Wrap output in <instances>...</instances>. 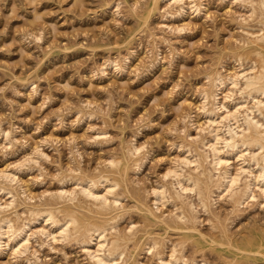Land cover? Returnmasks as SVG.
<instances>
[{
    "label": "rangeland",
    "instance_id": "1",
    "mask_svg": "<svg viewBox=\"0 0 264 264\" xmlns=\"http://www.w3.org/2000/svg\"><path fill=\"white\" fill-rule=\"evenodd\" d=\"M152 1L0 0V171L11 172L7 173L12 179L17 175L0 183V188L13 192L10 197H16L14 203L1 190V205L14 203L2 205L1 215L11 214L7 218L15 223L21 217L22 224L38 217L32 210L51 209L59 219L64 217L62 221L71 213L79 223L105 225L109 240L119 237L115 258L120 260L119 253H124L123 264H159L158 253L165 249L166 257L182 251L176 256L184 254L193 264H264V207L260 208L264 198L248 200L244 203H252L238 210L227 196L217 201L214 188L210 209L197 192L172 198L173 180L165 175L185 151L205 148L200 145L204 136L200 129L206 122L201 92L213 89L212 78L234 72L239 64L249 68L255 62L253 66L261 70L264 40L257 34L264 36V9L251 0L257 13L247 0H200L205 8L201 14L188 9L186 15L174 18L171 13L175 15L178 7L174 2L162 0L154 6ZM253 32H258L256 38ZM251 35L258 42L248 40ZM236 90L234 98L250 99ZM190 113L196 114L199 128L189 124ZM198 129L201 140L196 143L192 140ZM129 146L141 148L142 155L130 157ZM117 158L120 161L113 165ZM134 160L142 161L143 167L137 168ZM190 169L186 171L194 177L201 174ZM100 175L118 183L121 207L102 211L86 206L84 198L73 204L59 198L63 188L75 189L78 179L99 180ZM160 184L172 200L158 209L152 191ZM175 205H182L181 210ZM183 212L188 215L184 222ZM39 222L36 228L46 226ZM36 234L26 254L15 256L7 247L0 253V264H94L83 251L82 234L73 233L70 240L55 244ZM154 241L160 249L151 254L147 250Z\"/></svg>",
    "mask_w": 264,
    "mask_h": 264
},
{
    "label": "bare ground",
    "instance_id": "2",
    "mask_svg": "<svg viewBox=\"0 0 264 264\" xmlns=\"http://www.w3.org/2000/svg\"><path fill=\"white\" fill-rule=\"evenodd\" d=\"M161 1L162 0H153L152 2L154 4V6H157ZM169 1H171L170 3L174 2L175 6L176 5L178 6L176 9L175 15L173 13H171V15L174 16V18L183 16L188 11V9H192V11L196 14H201L203 9H205V8H203L204 5L202 4V2L200 0H169ZM240 1H244V0H240ZM251 1L253 3H255V5L258 3V6L260 5L259 6L260 9H262V10L264 9V0H251ZM170 3H168V5ZM247 3H249V1ZM249 4L251 5V3H249ZM251 7H252L253 11L256 10V6L251 5ZM172 11H174V10H172ZM257 12H258V10H256L255 13H257ZM168 15H169V13H168ZM247 32L251 34L250 30H247L246 33ZM253 33H252V35H253ZM257 33L258 32L254 33V38H256L255 36L258 35V39L261 38L264 40V38H263L264 36L260 37L259 36L260 33L259 34H257ZM252 35L249 36L250 38H248V40L252 39V42L255 43L254 41L256 39L251 38V37H253ZM261 39H259V40H261ZM256 42H258V41L256 40ZM262 45H264V44H262ZM256 52H258V50ZM260 57H262V55ZM127 59L130 60V57L129 58L127 57ZM259 59H261V58H259ZM108 62H110V61L108 60ZM113 62H115V61H113ZM117 62L118 61H116V63ZM116 63H114L116 70L120 72L121 68L119 67V64L118 63L116 64ZM253 63H254L253 65H256L255 62H253ZM260 63L261 62H259L258 64H259V67H262L261 70L260 69L258 70V67H257L258 65L257 66L252 65L251 67L246 68V67H243L242 65L239 66L240 65L239 64L238 65L239 68L236 67L237 65L234 66L237 68V70L233 69L234 72H231V73H230L231 70H229V72L227 73L226 76H223V75L217 73V76L216 77L213 76L214 78H212V82H210V83H212L213 89L210 92L205 90V89L203 92H201V97H202L203 102L201 103L202 106L200 107V109H201L203 115L206 117V122H205L204 126L201 125L202 127L200 130L203 131L201 133H204V136L202 138L203 144L201 143L200 145L204 146L205 148L202 147V148H204V150H203L200 147V149L203 151H201V152L195 151V153L191 150H189V151L187 150V152L185 151L186 155L183 156L182 155L183 153L181 154L183 156L182 159L178 160V162H176L177 158H176V161L174 160L176 163H178L175 166V168L173 167L174 168L173 169L171 167L172 170H170L171 168H169L168 170H170V171L166 172L165 175L172 177V180H173V181H170V182H172V184L169 183L170 186L172 185V188H173L172 190H174L173 193L171 194L172 198L182 199L185 197V195H190L189 193H191V192H197L199 194L198 197H200L201 201L203 202V205L205 207H208L209 206L208 200H210L211 198H213V199L215 198V197H213V195L215 193V191L213 190L214 188L218 192L217 193L218 196L216 197L217 201H218V197L220 200L221 198L224 199V197L227 196L229 199L232 200V201L229 200L230 203L232 204V202H233V204L236 208L240 207L241 205L242 206H244V205L249 206V203H252L253 200L256 201V199L258 197L260 199L264 198L263 197L264 196V123L263 122L264 121H262V119H264V60H263L262 66H260ZM110 64H113V63H110ZM103 72L105 73V71H103ZM224 88H226L227 91L225 90L226 94L224 95L225 97H223L224 99H221L220 94H221L222 90H224ZM237 88L239 90L241 89L242 94H247V97H249L250 99H246L245 95H242V97L243 96H245V97H243L242 99L240 98V100H238V98H234L235 96L233 95L232 92H234L233 90L237 91L236 90ZM189 121H190V123H189ZM189 121H188L189 124H192V126L195 125L197 122L196 121V114L190 113ZM196 125H195V127H196ZM199 127H196V129ZM200 130H199V133L197 132L198 136L196 135L197 137L196 136H195V138L193 137L194 139L191 138L192 137L191 135H189V136H191L190 138L193 139L192 141H195L197 143L201 140ZM103 134H106V133H104V132L101 133V135H103ZM98 136H100V135L98 134ZM104 136L106 137V135H103V137ZM200 145H198V146H200ZM130 147L131 146L128 147L130 150V152H129L130 157L131 156H138V155H135V154H137V152H138V154L142 153L140 147H139L140 148L139 151H141V152L138 151V148L137 149L133 148L134 150L131 148L132 149V151H131ZM133 147H135V145ZM180 147H182V146H180ZM190 147H193V146H190ZM177 148H178V146H177ZM187 149H189V148H187ZM198 149H199V147H198ZM124 151H126V150H124ZM180 151H181V149H180ZM181 152H183V151H181ZM127 156H128V154H127ZM118 159L120 161V158H117V159H115V163H113L114 160H112V162L110 161V163L111 164L113 163V165H114L117 163ZM143 159L145 161V158H143ZM178 159H179V157H178ZM134 162H135V165L138 166L137 168H142L144 165V164H142V161H140V160H134ZM207 164H209L210 167L206 166ZM236 164H237V166L235 167ZM192 165H194L195 168H193ZM114 167L115 166H113V168ZM186 168H191V169L193 168L192 171L195 170V172H199L198 170H200L201 174L198 173L199 176L194 177V176H192L191 172L186 171ZM125 169H126V167H125ZM135 170L138 171L137 169H135ZM140 170L141 169H139V171ZM7 172L8 171L4 172V170L0 171V183L3 180L12 181L15 177H16L15 179H17V175L12 174L15 176L12 179L10 177L11 175L8 174L11 172H8V173ZM109 175H111L110 172H109ZM100 176H102V175H100ZM121 176H122V174H121ZM110 178H108L106 176H102L99 180H97L98 178L95 180L91 178L90 180L83 179L81 182H79V179H78V181H77L78 183L77 184L75 183L76 188L74 189L72 186V188H73L72 191L67 190L68 188L65 189L66 187L63 188L61 194H59V198L63 199V201H66V200H64V198L65 199L67 198V201L70 200L69 202L77 201V200L79 201L80 198H84V199H86L85 200L86 203L84 202L85 205L86 204H88L89 206L93 205V206H95V208L102 210V211H108L110 208H112L114 206L118 207L120 205V207H121V204H119L121 195H120V197L117 195V193H119V192H117L119 190V189H117V186H119V185H118V183H115V182L111 183L109 180ZM112 179H111V181H113ZM67 183L68 182H66L65 184H67ZM65 184L63 185V183H62L63 186H65ZM1 190L2 191L6 190L8 192L7 195H9V197L11 196L10 194L13 193V192H11L10 189H4L3 187L0 188V192H1ZM58 191H61V190H58ZM152 192H151L152 195L154 194V199H153L154 203H155L154 206H157V208L161 206L160 204H163V206H164V204H169L168 200H172L171 198L170 199L168 198V196H170V195H168L169 191L166 189V186H164V185L160 184V186H157V188L153 189ZM4 193H5V191H4ZM4 193H3V195H4ZM258 193L261 194L262 196H259ZM191 195H192V193H191ZM12 196H13V194H12ZM53 196H57V194H55ZM53 196H50V197L53 198ZM193 196H192V198H193ZM15 198H16L15 196L13 198L10 197V200L12 199L11 201L14 202L16 200ZM56 198H58V197H56ZM82 200L83 199H81V201ZM187 200H185V201H187ZM216 200L214 201L215 203L217 202ZM248 200H252V201L245 204L244 202H247ZM173 201L176 202L174 199H173ZM56 202H58V200ZM66 202H64V203L66 204ZM189 202H190V198H189ZM258 202H260V201H258ZM8 203H9V201H8ZM14 203H11V204L9 203V204H10V206H12V205L14 206ZM53 203H55V201ZM81 203H83V202H81ZM256 203L257 202H255L254 204H256ZM263 203H264V201H263ZM263 203L260 204L261 205L260 208L264 207ZM58 204L59 203H56L57 206H58ZM72 204H73V202H72ZM175 204H178V203H175ZM254 204H251V205H254ZM2 205L0 202V253H3V251L7 247L11 246V248H12L11 250L14 249V251H15V256L18 252H21V254H24V252H25V254H26L29 247H31V246H29V244L31 243L30 240L32 239L33 235L35 236L36 233L37 234L39 233L43 237H46L48 239V240H46L47 242L52 241V242H54V244H55V241H56V243L58 242L57 240L61 239V241L62 240L64 241L65 238L69 239V236L71 234L74 233V235H75V233H77V234H82L84 237H86V239H84V240L82 239V237L80 238V240L82 239L84 247H85V249L83 247V251H86L88 256L90 257L89 259H94V261L96 263L119 264L120 260L122 261V259H123L124 253L122 256H121L122 253H119L120 260L119 259L117 260L115 258L117 250L120 249V247H118V240H117V238H119V237H117V238L115 237L116 239L114 237H113L114 239L111 238L112 241L109 240V237L106 235V233H107L106 230L108 228L105 230V227H106L105 225L102 226L97 222H91V221L83 223V224L79 223L77 217L71 213H69L70 215L67 214L68 218L65 219V221H62V219L64 217L62 219H59L58 218L59 216L57 217L56 216L57 214L54 212V210H51V209H49V210L45 209L46 211L45 210L42 211L40 209L32 210L31 212L34 215H37L38 217H36V219H34V220H28L27 222H24L27 219L25 218L26 220H24V218H23L24 221L22 222V224H19L21 217L19 219V222L15 223L12 219H10L12 217V216L10 217L11 214H9V216H6V217H3L1 215L3 212L2 208L5 205L9 206L7 204V202H6V204L3 205V207H2ZM42 205H43V203H42ZM50 205H53V204H50ZM50 205H48V206L50 207ZM88 205H86V206H88ZM178 205H175L174 207L177 208V207H179ZM212 205L213 204H210V206H212ZM193 206H192V208H193ZM210 206H209V208H210ZM257 206L259 207V205H257ZM257 206H254V207H257ZM205 207H203V208H205ZM29 208H31V207H29ZM160 208H158V209H160ZM181 208H182V205H181ZM181 208L179 207L177 209L181 210ZM195 209H197V208H195ZM79 210L80 209H78L77 211H79ZM238 210H239V208H238ZM4 211L6 212V209ZM65 212H68V211H65ZM80 212H83V211H80ZM149 212L151 214H153L151 212V210ZM205 212H206V210H205ZM206 213L208 214V212H206ZM29 214H30V211H29ZM175 215H176V213H175ZM178 215H179V213H178ZM178 215H176V216H178ZM15 216H17V215H15ZM196 216L198 217V214ZM7 217H10V218H7ZM163 217L167 218V216H164V215H163ZM179 217L180 216H178V218ZM186 217H188V215L185 212H183V216L180 217L182 222H184L183 219H186ZM15 219H16V217H15ZM167 219H169V218H167ZM39 220L45 221L46 226L40 225L39 226L40 229L36 228L35 224H37L39 222ZM115 220L117 221L116 218H115ZM115 220L113 219V221H115ZM162 220L163 219H161L159 221H162ZM187 220H188V218H187ZM187 220H185V221H187ZM196 220H198V219L196 218ZM17 221H18V219H17ZM39 223H41V222H39ZM112 223H114V222H112ZM165 223H167V222H165ZM110 224L106 223L107 227ZM34 225L36 228L35 230L36 231L38 230L37 232L36 231L31 232V231H34L33 228L31 230V227H33ZM111 225H113V224H111ZM113 226H111L112 229H113ZM133 227H134V225H133ZM133 227H131V231H132V229L134 230ZM112 229H110V230H112ZM112 231H114V233H115L116 230L113 229ZM116 232L118 233V232H120V230H118ZM226 232L228 233L229 231L226 230ZM109 233L114 235V233H112L110 231H109ZM119 234H121V232ZM73 238H75V237H73ZM38 239H39V237H38ZM122 239H125V238H122ZM165 239H167V238H165ZM40 240H41V238H40ZM40 240H38V241H40ZM46 241L44 242V240H43V243L47 244ZM36 242H37V239H36ZM40 242L42 243V241H40ZM50 242H48V243H50ZM64 242H66V240ZM152 242H153V240H152ZM169 242H170V240H169ZM43 243H42V246H43ZM45 244H44V246H45ZM151 244H152V246H150V247L148 246L149 250H147V249L146 250H147V252L150 251L152 254L153 250H156L159 247V243L157 241H154V243H151ZM166 244H165V248H166ZM31 245H32V243H31ZM38 245H39V242H38ZM49 245H52V244H49ZM93 245H96V248H93ZM136 245L137 246L139 245L138 242L136 243ZM134 246H135V244H134ZM173 246H176V248H177V245H173ZM173 248L175 249V247H173ZM158 249H160V248H158ZM166 250L167 249H165L164 254H167ZM174 251L172 253L169 252L171 254L169 257H166V255H164L162 253H158V258H157V256H156V258L159 260V264H188L190 262L189 259L187 260V262L188 261L189 262L188 263L186 262V260L184 259V257L186 258V256H183L184 254H180L182 256H176L178 252H180V253L182 252V251H178V248L176 249V251H178V252H176L174 254ZM119 252H120V250H119ZM12 253H14V252L12 251ZM21 254L19 253V255H21ZM94 261L92 263L95 264ZM121 263L122 262H120V264ZM137 263L139 264V261ZM190 264H193V263L190 262ZM194 264H197V263L195 262Z\"/></svg>",
    "mask_w": 264,
    "mask_h": 264
}]
</instances>
